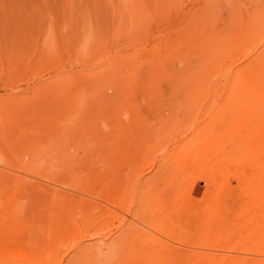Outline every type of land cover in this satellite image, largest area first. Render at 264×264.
<instances>
[{"label":"rangeland","instance_id":"obj_1","mask_svg":"<svg viewBox=\"0 0 264 264\" xmlns=\"http://www.w3.org/2000/svg\"><path fill=\"white\" fill-rule=\"evenodd\" d=\"M0 264H264V0H0Z\"/></svg>","mask_w":264,"mask_h":264},{"label":"bare ground","instance_id":"obj_2","mask_svg":"<svg viewBox=\"0 0 264 264\" xmlns=\"http://www.w3.org/2000/svg\"><path fill=\"white\" fill-rule=\"evenodd\" d=\"M54 189H55V188H54ZM52 190H53V189H52ZM55 190H56V189H55ZM53 191H54V190H53ZM60 195H61V194H60ZM64 195H65V194H64ZM100 195H101V194H100ZM97 196L100 197V198L103 197V199H105L104 196H102V197L99 196V195H97ZM105 197H107V199L109 198L108 196H105ZM109 200H110V199H109ZM89 203H91V206L93 205V202L90 201ZM75 208H76V211H79V210L82 211V212L79 211L80 214L82 213V214L84 215V214H85L84 212H86L87 214L89 213V211H87V206H86L85 204H78ZM74 210H75V209H74ZM75 214H76V212H75ZM77 214H78V213H77ZM80 214H79V215H80ZM82 214L80 215V219H81V216H83ZM87 214H85V215L87 216ZM85 215H84V217H86ZM84 217H82V218H83L82 220H83L84 222H86V221H85L86 218L84 219ZM79 221H80V220H79ZM84 222H83V223H84ZM84 224H85V226H82V228H81L80 230H82L83 228H84L83 231L86 230L85 227L88 225V223H87V225H86V223H84ZM84 224H83V225H84ZM76 225H77V224H76ZM81 225H82V224H81ZM92 225H93V223H92ZM92 225H90V223H89V227L91 226L90 228L93 227ZM78 227H79V225H78ZM87 227H88V226H87ZM87 227H86V228H87ZM89 227H88V228H89ZM88 228H87V229H88ZM77 229L79 230V228H77ZM126 229H127V228H125L124 230L126 231ZM124 230H123L122 233H125ZM86 231L89 232V229L86 230ZM80 232L82 233V231H80ZM77 233H78V232H77ZM83 233H84V232H83ZM82 235H83V234H81L80 236H82ZM85 236L87 237L88 235L85 234L83 237H85ZM86 237H85V238H86ZM131 237H132V236L129 235V234H127V235H126V234H120V235L118 236V238H116V239H114V240L112 241V243H115L116 246H118V248H122L124 245H127L128 243L131 242ZM78 238H79V236H78ZM77 240L79 241V239H77ZM81 240H83V239L80 238V242H79V243H78L77 241H76V242L78 243V245H79L81 248H82V246H83L84 248H86L87 246H84V242L81 241ZM95 244H96V243H95ZM105 244H106V243H105ZM78 245H77V246H78ZM98 245H99V243L96 244V246H98ZM80 247H79V248H80ZM84 248H82L81 250H84Z\"/></svg>","mask_w":264,"mask_h":264}]
</instances>
